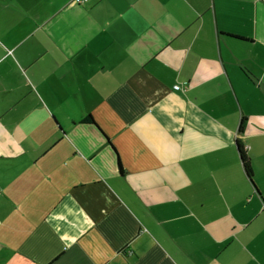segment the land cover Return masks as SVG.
Returning <instances> with one entry per match:
<instances>
[{
  "label": "crops",
  "instance_id": "obj_1",
  "mask_svg": "<svg viewBox=\"0 0 264 264\" xmlns=\"http://www.w3.org/2000/svg\"><path fill=\"white\" fill-rule=\"evenodd\" d=\"M0 264H264V0H0Z\"/></svg>",
  "mask_w": 264,
  "mask_h": 264
},
{
  "label": "trees",
  "instance_id": "obj_2",
  "mask_svg": "<svg viewBox=\"0 0 264 264\" xmlns=\"http://www.w3.org/2000/svg\"><path fill=\"white\" fill-rule=\"evenodd\" d=\"M82 122L94 123V120L90 115H88L87 117L82 119ZM236 147L238 149L237 151H238V154L240 157L241 164L244 168V171H245L246 175L248 176V178L251 179L253 174H252V168L250 165V159H249V156L247 154L246 148L243 145V143L241 142V140H239V139L236 141ZM118 163L120 165L119 161H118Z\"/></svg>",
  "mask_w": 264,
  "mask_h": 264
},
{
  "label": "built area",
  "instance_id": "obj_3",
  "mask_svg": "<svg viewBox=\"0 0 264 264\" xmlns=\"http://www.w3.org/2000/svg\"><path fill=\"white\" fill-rule=\"evenodd\" d=\"M85 1H87V0H74V2H76V3H82V2H85ZM174 88L178 89L179 86L175 85Z\"/></svg>",
  "mask_w": 264,
  "mask_h": 264
}]
</instances>
